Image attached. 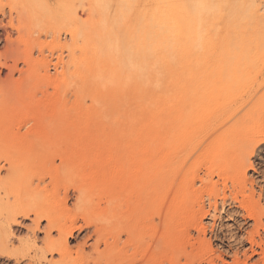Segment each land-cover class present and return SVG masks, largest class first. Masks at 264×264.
Returning a JSON list of instances; mask_svg holds the SVG:
<instances>
[{
    "label": "rangeland",
    "instance_id": "374dc122",
    "mask_svg": "<svg viewBox=\"0 0 264 264\" xmlns=\"http://www.w3.org/2000/svg\"><path fill=\"white\" fill-rule=\"evenodd\" d=\"M255 4L256 10L250 11L249 5ZM214 20L224 26L223 42L214 34ZM188 76L202 85L181 89L180 102L190 92L203 91L202 106L190 116L179 111L166 127L165 96L178 88L175 79ZM218 80L224 83V93L218 90ZM216 103L222 105L220 118L233 128L232 147L228 152L207 148L186 170L180 150L182 130L213 118ZM0 124L21 134L33 128L30 146L37 141L40 126L53 151L60 142L66 152L72 151L73 143H87L90 153L141 156L148 160L147 170L168 168L173 175L171 184H161V201L178 215L193 208L190 230L179 231L185 236L189 232L201 246L196 260L263 264L251 253L248 240L257 241L253 245L257 253L258 243L264 246V138L256 137L264 128V0H222L215 14L211 0H0ZM166 134L179 137L168 149ZM5 149L0 143V165ZM59 165L56 160L50 167L48 193L55 189L60 197L67 193V203L59 206L56 215L67 225L81 226L86 210L74 203L73 184ZM134 171L128 177L132 200L139 178ZM196 171L205 183L194 177ZM193 178L197 181L192 183ZM16 194L15 207L29 204L19 190H5L0 184L1 197L12 201ZM236 196L248 200L257 213L255 225L233 201ZM54 203L49 199V204ZM76 232L68 240L71 248L84 234L75 239L80 233ZM25 234L23 230L19 236ZM179 244L174 248L180 261L176 264L184 262L183 250L191 251L188 241Z\"/></svg>",
    "mask_w": 264,
    "mask_h": 264
},
{
    "label": "bare ground",
    "instance_id": "6f19581e",
    "mask_svg": "<svg viewBox=\"0 0 264 264\" xmlns=\"http://www.w3.org/2000/svg\"><path fill=\"white\" fill-rule=\"evenodd\" d=\"M221 6L222 0H211L213 14L219 12ZM257 6L256 4L249 5V10L254 11ZM211 26L214 34L219 36V41L223 42L220 34L223 33L224 26L216 20L211 23ZM161 78L164 79V77ZM217 82L219 83L218 90L224 93L223 81L218 80ZM174 84L178 88L173 91L172 96L166 94L163 104L166 127L174 123L179 111L184 110L185 115L190 116L197 113L203 103V91L201 94L190 92L189 98L181 100L183 102H180L181 96L178 97L181 89L190 87L193 90L194 87L202 85L200 82H194L193 76L175 79ZM221 108L222 105L216 103L212 108L215 112L213 118L201 119L189 129L182 130L180 150L184 151L186 170L198 163L202 152L207 148L217 152L221 149L228 152L232 147V140L229 136L233 128L220 118ZM1 131L3 133L0 135V143L6 149L2 156L4 163L0 165V184L5 190L12 192L19 190L24 200L29 202L24 206L15 207L19 194H16L12 201L8 196H0V209L3 211L0 215V258L3 264H165V261L176 264L180 261L174 248L185 240L188 241L191 251L187 252L186 249L182 251L184 258L182 264H202L201 260H196V256L201 257V246L198 241H192L189 232L186 236L182 234V229H189L193 225L191 218L193 208H189L187 214L178 215L175 208L171 209L161 201V184L168 182L170 176L173 175L170 174L168 168L162 167L161 169L158 166H152L151 170H147L145 165L148 160L141 156L114 158L112 155L101 152L90 153L86 151L91 147L87 143H73L72 151L66 152L63 147H60V142L56 145L57 149L53 151L46 130L40 126L36 131L37 141L31 146L27 144L34 138L33 128H28L24 134H21L10 125L0 124ZM256 137L258 140L264 138V128L257 132ZM178 138L174 135L168 137L166 134L165 148L168 149L172 143L175 144ZM56 160L60 162L59 167L64 177L73 184L76 200L74 203L80 204L86 210V218L81 226L75 223L67 225L56 215L59 206L66 205L68 199L67 193L60 197L59 191L55 188L54 192L48 193V186L52 183L50 167ZM170 163L172 164V161ZM242 166L245 165L242 164ZM134 169L139 177L135 201L132 200L133 189L128 181ZM209 172L208 168L207 174ZM198 175L200 174L196 171L194 177L199 180L200 184L205 183ZM174 180L176 181V178ZM194 181L197 180L193 178L191 182ZM234 183L232 182V185ZM144 190L151 194L143 196ZM194 191L193 189L192 192ZM178 192L182 197L183 190L180 188ZM49 199L54 200V205L49 204ZM233 201L238 203V208L247 212L246 215L253 222L252 225H255L258 215L249 208L248 200L241 201L236 196L233 197ZM149 213H152V216L147 219L146 216ZM26 220L29 221V225L24 224ZM23 230L26 234L20 237L19 233ZM179 230L182 232L180 233ZM76 231L80 233L75 235V239L79 238L82 232L84 234L81 235V242L71 248L68 240L74 237ZM40 233L43 235L41 238L38 236ZM258 236L262 241L261 236ZM248 241L251 253L256 254L258 260L264 264V246L258 243L260 251L257 253L253 249L257 241L253 237ZM15 243H17L16 246ZM218 260L223 262L220 257ZM207 264H218V262L208 260Z\"/></svg>",
    "mask_w": 264,
    "mask_h": 264
}]
</instances>
